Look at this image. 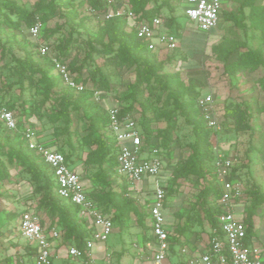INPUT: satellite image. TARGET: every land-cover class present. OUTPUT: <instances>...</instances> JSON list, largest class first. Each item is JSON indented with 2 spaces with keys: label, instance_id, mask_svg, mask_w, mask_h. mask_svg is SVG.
I'll list each match as a JSON object with an SVG mask.
<instances>
[{
  "label": "trees",
  "instance_id": "1",
  "mask_svg": "<svg viewBox=\"0 0 264 264\" xmlns=\"http://www.w3.org/2000/svg\"><path fill=\"white\" fill-rule=\"evenodd\" d=\"M121 1L122 4L127 3L140 20L150 22L154 17H165L166 25L164 29L177 33L179 39L178 48H180L181 36L179 35L181 29H179L180 25L177 24L176 15L174 14L176 7L170 4L169 0L160 3L157 0ZM181 2L182 0H180V4ZM254 2L256 1L245 0L240 4V8L236 12L226 13L228 18L238 19L244 24L245 18H238V14H244L245 8L249 6L248 19L250 21L253 20L251 26L262 30L263 33L260 39L264 41V3L259 4ZM83 4L88 5L87 9L90 7L96 11L95 14H90L86 9L87 16H85V19L92 20L98 30V36L89 42L91 52L89 55H92L93 51L103 54L109 53L114 59L134 67L136 81L132 85L134 89L132 101L128 105L121 107V114H132L135 116L134 110L136 106L134 98L144 93L143 84H146L148 93L150 94L149 100L154 110V117L158 119L164 118L167 122L165 128L155 131L151 126L150 118L152 117L144 109L142 111L143 119L137 120L145 146L151 145L159 148L164 158V168L160 174L156 177H146L148 188L144 191L152 192L150 197L143 201L144 203L142 202V213L148 221L147 224L149 225L150 220L149 203L154 198V191L157 187L166 188L168 199V195L176 192L181 182L189 179L192 175L200 177L208 173L214 181L212 187H209L202 196L203 198L200 201L201 212L196 211L195 213H191L183 222L179 221L181 220L180 217L176 221L178 215L175 213H172L171 216L169 215L171 208L166 200L167 202L164 206L166 223L176 232V235L170 238L171 251L177 256L179 255L177 254L178 251L180 252L184 246L190 244V236H193L198 228L203 229L208 224L210 226L211 237L213 235L212 230L217 229L219 226V214L221 212L218 205L221 190L213 169L215 160L213 137L217 136V132L208 127L205 118L197 106L198 97L205 94V92H201V89L198 88L202 86L200 80L192 77L186 85L179 73H165V65L172 57L166 56L164 59H160L158 51L148 49L146 41L139 38L134 30L128 29L124 18L104 20L101 15L107 10L105 0H80L78 3H74L72 0H37L36 10L42 17L43 23L50 21L56 10L61 5H64V9L59 11V16L64 19V22L58 23L57 26L50 28L48 32H51V35H49L51 37L55 33L60 32L63 25H66L69 26V35L66 39L60 37V43L57 46H52L50 41H47L51 46L50 54L47 56L40 55L37 50V43L28 45L14 40L13 46L7 47L5 44L8 53L11 55V60L14 62L11 64V68L16 69L19 78L23 81L28 79V87H41V84L44 86L42 94L45 96V99L38 107L34 106L35 102L29 103L25 98L21 103V112L25 115L26 119L32 120L28 125L32 124L31 122H34L33 119H35L39 125L44 126L42 130L46 141L42 142L52 149L61 151L65 155L67 163L82 176L84 187L88 194L96 200L103 212L111 216L114 225L116 222L122 224L131 211L138 209L134 197H129L128 195L132 190L129 189L130 184L126 180L122 179L117 185H113V179L117 180L115 176L118 164L117 142L107 133L108 115L106 107L99 106L92 101L91 94H86L85 90L76 92L66 86L63 94L59 95L53 91L58 85L61 83L64 85V83L61 78L55 76L52 56L67 64L73 77L78 82L86 84L92 81L97 86H104L107 91L111 89L109 78L101 71L99 66L94 68L90 75L85 76L83 74L85 64L77 66L75 62L68 61L69 56L72 54L70 44L73 42V32L78 25L84 26L82 22L83 16H81L82 12L79 9ZM163 8L167 9V13H164ZM1 9H7L15 15L19 14L21 19H25L27 25H32L34 23L33 18L35 19L36 17L35 14L32 15L29 12L28 14H31V17H28L27 11L22 10L14 0H0V15ZM184 17L188 19L185 15ZM4 20L12 28L17 29L22 26L20 22L13 21L11 18L8 21L7 19H2V22ZM194 25L197 31L202 32L207 38H210V36L216 37L214 36V29L210 32H204L198 28L196 23ZM14 46H16L15 49ZM241 48L243 49L241 50ZM212 49L219 53L222 61L225 62L224 72L226 74L234 75L239 69L248 71L258 68L264 69V51L261 44H258L256 47L251 46L247 48L236 44L229 48L226 41L223 40L217 44L214 43ZM205 52V48L200 50L202 54ZM195 54H197L195 51L189 53L192 60L195 59ZM167 55H170V53ZM234 55L236 56L231 59ZM186 58L185 56L184 60ZM2 75L3 73L0 69V104L7 106L16 113L19 105L2 99L4 92L2 83L4 86L6 84L5 78L3 79ZM37 76L39 78L36 84L35 79ZM11 84V82H8L6 85L11 87ZM128 98L125 97V99ZM50 99L54 106L52 112L47 111L46 103L44 102ZM139 100V106L144 108L146 101ZM240 108L242 107L238 104L233 105V107L229 105L226 112L229 113L231 110H236L240 114V112L242 113ZM73 109L83 111L86 116L88 130L85 135H82L80 144L76 146L72 141L74 132L76 131L72 127ZM179 117H184L187 123L193 125L196 141L191 145L194 149L193 157L186 158L173 165L174 163H170L168 155H172L171 146L175 142V130ZM223 117L222 115L221 123ZM35 124L38 126L37 123ZM68 146L69 150L66 148ZM80 147L88 150L84 159L81 157ZM3 157L6 159H3ZM8 164L20 167V172L26 175V183H21L20 186L19 198L27 203H31L32 200L35 201L37 198L39 203L29 209H35L41 214V210H43L45 216L51 219L48 220V218L42 215L41 221L43 226L48 229L52 226L57 227L61 232L62 242L66 245L71 243L83 249L85 241L90 234L89 220L80 216L78 206L58 196L54 174L44 162L42 156L27 146L21 133L8 130L0 120V180L10 178L11 171ZM80 165L82 169L79 168ZM233 175H236V166L233 169ZM85 178L96 182V186L94 187L96 189H94L93 193L87 189L84 181ZM115 187L117 188L115 189ZM210 195H213V200L207 203L205 200ZM6 197L8 198V194L0 190V207L2 199ZM246 199L249 200V196L245 190V195L238 201V204L245 203ZM260 199L261 195L251 201L250 205L246 208V216L243 218L247 226V243H253V216L257 212ZM21 215L19 214L17 217L15 212H7L8 217L16 219L15 225L18 226L20 234ZM21 246L18 247V255L13 264H29L28 260L32 259L37 251V247L30 243L26 244V246ZM9 258L7 257V260ZM85 260H87V256ZM8 263L11 264L10 261Z\"/></svg>",
  "mask_w": 264,
  "mask_h": 264
},
{
  "label": "rangeland",
  "instance_id": "2",
  "mask_svg": "<svg viewBox=\"0 0 264 264\" xmlns=\"http://www.w3.org/2000/svg\"><path fill=\"white\" fill-rule=\"evenodd\" d=\"M14 1L22 10L27 11L28 17H31V14L36 15L35 19L33 18L34 22L38 18L42 21V17L36 10L37 0ZM72 1H74V3H78L80 0ZM157 1L160 3L164 2L165 0ZM169 1L170 4L176 7L174 14L176 15L177 24L180 25L179 29H181V33L179 36H181V40L180 48L170 52V55L160 54V59H164L166 56L172 57V59L167 61L164 72L179 73L184 79V83L186 85L189 83V79L194 77L200 80L202 83V86L198 87L201 89V92L213 94L214 98L216 99L217 106L224 116L221 124V137H219V141L214 139V146L216 145L218 147H222L220 145L222 144V142H220L222 137L232 139L235 138L236 134H239L243 139H245L244 137L250 135L252 129L255 128L254 119L256 115L253 111L254 103L252 102V95L253 93H263L264 95V69L258 68L256 70L249 71L239 69L234 75L226 74L224 72L225 62L222 61L221 55L212 49L214 43L217 44L223 40L226 41L227 47L229 48L235 46L236 44L246 48L251 47V42L253 40H255L253 44H257V36L255 35V32L257 31L256 27L254 28L251 26L244 29L242 28L240 24L241 21L239 20H233L226 23V20H228L226 12H229V9L236 12L244 0H229L227 4V7L229 8H223L221 15L222 19L220 20L218 27L214 30V32H218L215 34V38L211 36L210 38H207L204 34H202V32L197 31L194 22H191L189 19L184 17L182 9V5L185 4L184 2H181L180 4V0ZM254 3H257V1ZM87 7L88 5L83 4V6L79 8L82 12L81 16H83L82 22L84 26L78 25L73 32V42L70 44L72 54L69 56L68 61L75 62L77 66H82L85 64L83 70V74L85 76L90 75L92 70L99 66L101 71L109 78L111 89L107 91L105 90L104 86H97L92 81H89L85 84L87 87L85 90L86 94H91L92 101L97 103L99 106L110 107L118 105L119 107H123L132 101V93L134 90L132 85H134L136 81L134 67L114 59V57L109 53L103 54L93 51L92 55H89L91 53L89 42L91 39L98 36V30L96 24L92 20L85 19V16H87ZM61 9H64V5H61L56 10L50 21L44 22V28L42 29L41 35L38 37H35L31 34L30 27L32 25H27L25 19H21L19 14L15 15L10 13L7 9H1L0 15V69L3 73V79L5 78V83H12L11 87L7 86L6 84L4 86L2 83L4 87L2 99L9 102H14L19 105V108L16 109L15 113L18 123H20L18 126L19 131L22 132L27 127H31L35 130L38 139L43 142L46 141L43 137L44 135L42 130L44 126L39 125L35 119H33L34 122H31L32 124L28 125L32 120L26 119L25 115L22 114L21 103L23 99L26 98L29 103L35 102L34 106L38 107V105L45 99V96L42 94V88L44 86L41 84V87H28V79L23 81L19 78L16 69L11 68V64L14 62L11 60V55L8 53L5 44L7 47L13 46L15 43L14 40L28 45L50 41L52 46H57L60 43V37H64V39H66V37L69 35V26L63 25V28L60 32L55 33L51 37L49 36L51 35V32H48L50 28L57 26L58 23L61 24L64 22V19L59 16V11H61ZM163 11L164 13H167L166 8H163ZM28 12L31 14H28ZM10 18L13 19V21L20 22L22 25L21 28L16 29L10 27L6 20L2 22V19H7L8 21ZM251 22H253V20H249V23ZM249 28H252L251 31ZM224 29L226 33H224V36L222 37L221 32ZM174 33L177 34L176 32ZM15 47L16 46H14V49ZM202 48H205L206 50V52L203 54L200 53ZM242 49L243 48H241V50ZM192 51L197 52V54L194 56L195 59L193 60L189 56V53ZM184 55L187 57L186 60H184ZM235 56L236 55H234L231 59H233ZM55 76L60 78L59 73L56 71ZM38 78L39 76H37L35 79L36 84ZM143 87L144 93L141 96L138 95L136 98H134L136 106L134 112L136 119L138 121L143 119L142 111L144 109L147 114L152 117L150 118L151 126L155 131L165 128L167 125L166 120H164V118L158 119L154 117V110L149 100L150 94L147 90L148 87L146 84H143ZM65 90L66 85H63L62 83L53 89V91L59 95L63 94ZM125 97L129 98L125 99ZM261 98L263 99V96ZM139 99L146 101L144 108L139 106ZM44 102L46 103L47 111L52 112L54 110L52 100H45ZM235 104H238L242 107L240 108L242 113L240 112L239 114L236 110H231L229 113L226 112L227 106L231 105V107H233ZM29 109H31V107H29ZM72 117V127L73 129H76L72 141L76 146L80 144L82 135H85L88 130L86 116L84 115L83 111H76V109H73ZM239 117H241L240 120H238ZM35 123H37L38 126ZM244 125L246 126L244 127ZM195 141L196 134L194 132L193 125L187 123L184 117H179L175 130V142L171 146L172 155H168L170 163H174L173 165H175L181 160L192 158L194 149L191 147V145ZM224 142L225 143L223 144L227 146V142ZM66 148L69 150V146ZM79 151L81 153L82 159H84L88 150L84 147H80ZM3 159L6 158L3 157ZM8 167L11 171L10 178L7 180H0V190L4 191L5 194H8V198L6 197L2 199L0 207V264H9L8 261H10L11 264L15 263L16 256L18 255V247L29 244L25 237L20 234L18 226L15 225L16 219L8 217L7 212H15L18 217L19 214H22L27 209L39 203L37 198L35 201L32 200L31 203L24 202L19 198L20 186L21 183H26V175L20 172L21 168L18 166H11L8 164ZM79 168L82 169V166L80 165ZM116 178L117 180L113 179V185H117L119 183L117 176ZM84 181L87 189L91 190L93 193V191H95L94 189H96L94 188L96 186V182L87 178H85ZM213 184L214 181L212 176H209L208 173L200 177L192 175L189 179L183 180L179 189L173 194L168 195L167 201L171 208L169 215L171 216L172 213H175L178 215L176 217V221H178V218L180 217L181 220L179 221L183 222L191 213H195L196 211L201 212L200 201L203 198L202 196L209 189V187H212ZM116 188L117 187H115V189ZM139 189V192L132 191L128 194L129 197H134V201L137 203L138 209L131 211L122 224L116 222L114 225V233L109 236V240L115 247L113 250L115 251L113 254V259L114 263L117 264H136L138 259H141L142 261L140 264H150L146 257L148 254H146L147 252L143 243L144 239L142 238L148 227V221L142 213V202L150 197L152 192L144 191L142 193V190H144L143 185H141ZM212 200L213 195H210L205 201L210 203ZM41 211L42 215L45 216L43 210ZM46 218L51 220L49 217ZM200 229L201 228H198L199 231ZM203 229L205 230L204 232H208L210 230V226L207 224ZM142 249H144L145 255L141 254V258H139V252ZM7 257L10 258L7 260ZM28 262L29 264H35L33 258L28 260Z\"/></svg>",
  "mask_w": 264,
  "mask_h": 264
},
{
  "label": "built area",
  "instance_id": "3",
  "mask_svg": "<svg viewBox=\"0 0 264 264\" xmlns=\"http://www.w3.org/2000/svg\"><path fill=\"white\" fill-rule=\"evenodd\" d=\"M107 10L101 15L104 20L124 18L127 27L134 30L137 36L146 41L150 50L158 51L162 55L176 50L179 46L177 34L165 30L166 19L157 16L147 22L137 18L135 12L127 3L121 0H105ZM183 14L196 23L204 32H210L218 27L225 0H182ZM95 14L93 8L87 9ZM44 23L38 18L30 27L33 36L41 35ZM37 50L42 56L50 54L51 46L48 42L37 43ZM55 71L59 73L64 85L76 92L86 90L84 83L78 82L70 72L67 64L52 56ZM197 106L205 118L209 128L219 133L222 130L221 111L212 93H205L198 97ZM108 115L107 133L117 142V167L115 176L130 184V190L135 191L139 183L146 177H156L164 168V158L160 149L155 146H145L138 121L132 114H121L118 105L106 107ZM0 120L10 131L21 133L27 146L40 154L44 162L52 170L56 192L58 196L71 201L78 206L82 218L89 220V237L84 248L74 244H67L68 255L80 264H98L92 256V250L97 242H106L112 234L114 223L108 213L103 212L84 187L83 178L66 161L65 155L45 145L33 128L27 127L19 131L18 119L15 112L0 104ZM214 136V135H213ZM216 136V135H215ZM216 139V138H213ZM215 160L213 169L220 186L221 196L218 205L219 226L212 230V236L207 241L208 247L197 250L193 246H184L179 252L185 257L183 264H264V249L255 243H247V226L242 218L237 217L235 205L245 195L243 183L233 175L237 159L228 155L218 146H214ZM167 200V190L157 187L154 198L149 203L150 225L145 249L150 264L172 263L170 238L175 236L173 228L166 223L164 206ZM42 214L37 210L27 209L21 215V234L25 239L37 247L34 254L35 264H53V241L61 239V232L57 227L49 229L42 224ZM145 255L141 250L139 255ZM87 256V260H85ZM101 264H115L113 252L106 251Z\"/></svg>",
  "mask_w": 264,
  "mask_h": 264
},
{
  "label": "crops",
  "instance_id": "4",
  "mask_svg": "<svg viewBox=\"0 0 264 264\" xmlns=\"http://www.w3.org/2000/svg\"><path fill=\"white\" fill-rule=\"evenodd\" d=\"M255 1H257V3L259 4L264 3V0H255ZM228 2L229 0H225L224 2V7H226L227 9L229 8L227 7ZM249 8H250L249 6L245 8L244 14H238V18L240 19L245 18L246 24L240 23L242 28L244 29L251 27V23H249L248 16H247L249 14V10H250ZM230 12H234V11H231L229 9L228 13ZM233 20L235 19L228 18V20H226V23L231 22ZM251 29L252 28H249L250 31ZM216 33L218 32H215L214 34ZM224 33H226L225 29L221 32L222 36H224ZM262 33L263 32L261 29H257V31L255 32V35L257 36L256 37L257 44L254 45L253 43L255 42V40H253L251 42L252 46H257L258 44H261L262 49H264V41L260 39ZM257 40H260V41H257ZM262 96H263V99L261 98ZM252 97H253L252 102L254 103L253 111H254V114L256 115L254 119L255 128L252 129L250 135H247L246 137H244L245 139H243L241 135L239 134H236L235 138H232V139L231 138L227 139L225 137L224 138L222 137L220 142H222L223 144L225 143L224 141H226L227 146H225L224 144L223 145L220 144L222 147H219V148H221L223 152H225L226 154L229 153L228 155H234L236 157L237 162H236V175L235 176L243 183L245 190L248 192L249 200L246 199L245 203L243 204L237 203L235 205V213L237 217L243 219L246 216V208L250 205L251 201L254 198L259 197L261 195L260 204L257 208V212L253 216L254 235L252 237V242L259 245L260 247L264 249V108H263L264 95L263 93H253ZM221 114L223 115L222 112ZM219 137H221V132H219L217 136H214L213 138H217L219 141L220 139ZM213 142H214V139H213ZM118 180L121 181V179L119 178ZM141 185H143L144 190L148 188L147 179L143 180L141 183L138 184L135 190L136 192L140 191L139 188ZM144 190H142V193L144 192ZM150 220H149V225L151 222ZM149 225L146 231L144 232L145 236L144 235L142 236V238L144 239V242H143L144 247H145L146 241L148 240ZM204 231L205 230L201 228L200 231L197 230V232L193 236H190V244L188 246H193L197 250L204 251L208 247L207 241L210 237V230L208 232H204ZM112 233H114V228H113ZM68 247L69 246L66 245L64 242H62L61 239L60 240L57 239L53 241V252H54L53 263L54 264H80V262L83 261V260L78 261L79 259L73 260L72 258H70L68 255ZM114 249L115 247L113 246V243L108 238L106 242H97L94 245V248L92 250V256L96 259V262L98 264H101L104 259L106 251L107 250L112 251L114 254L115 252L113 251ZM143 250L144 249H142V251ZM177 254L179 255L176 256L172 252V255H171L172 263L183 264L185 257L180 255L179 251L177 252ZM139 258H141L140 255H139ZM33 259H34V256H33ZM141 262H142L141 259H138L136 264H140Z\"/></svg>",
  "mask_w": 264,
  "mask_h": 264
}]
</instances>
